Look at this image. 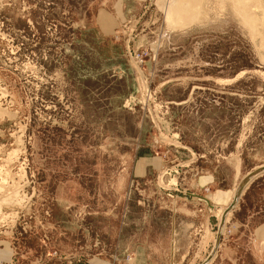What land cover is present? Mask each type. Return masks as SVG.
Returning <instances> with one entry per match:
<instances>
[{
	"label": "rangeland",
	"instance_id": "obj_1",
	"mask_svg": "<svg viewBox=\"0 0 264 264\" xmlns=\"http://www.w3.org/2000/svg\"><path fill=\"white\" fill-rule=\"evenodd\" d=\"M101 2L0 0V239L12 264L132 255L162 240L169 200L194 183L233 192L264 167V50L240 18L213 4L171 31L147 0L136 23L103 36ZM123 28L130 48L146 47L141 64ZM262 175L230 210L231 192L214 199L212 244L191 264H264V181L248 190Z\"/></svg>",
	"mask_w": 264,
	"mask_h": 264
},
{
	"label": "crops",
	"instance_id": "obj_2",
	"mask_svg": "<svg viewBox=\"0 0 264 264\" xmlns=\"http://www.w3.org/2000/svg\"><path fill=\"white\" fill-rule=\"evenodd\" d=\"M103 7L97 8L93 23L98 32L103 36H109L118 25L136 23V18L140 17L147 9V0H102ZM101 11V12H100ZM100 12V14H99ZM201 156V154H196ZM193 152L187 154L186 163H192L194 159ZM153 157H148L146 161L153 162ZM147 162V163H148ZM192 165V164H191ZM190 165V166H191ZM234 176L239 173V163L233 167ZM198 176L199 181L212 182L214 180L213 172L204 171ZM205 178V180H204ZM201 185L194 183L193 190L185 192L180 200H169L170 213L168 217V228L166 233L159 236L162 240L154 239V242L146 246H138L132 252V261L129 264H160L151 258V255L163 256L162 264H191L198 255L203 254L205 248L211 246V240L203 242L204 236L212 234L214 220H216L215 209L219 207V201L225 203L229 200L230 190L214 189L206 194L204 203L194 200L193 197H203L198 194V187ZM231 197L233 198L234 194ZM203 197V198H204ZM196 199V198H195ZM200 199V198H199ZM216 199V200H214ZM234 199V198H233ZM173 201V202H172ZM233 201V200H232ZM177 203V206L176 204ZM199 227V232L195 234ZM257 234L264 239V223L256 227ZM157 240V241H155ZM190 240H195V245L190 244ZM122 256H118L122 258ZM12 249L8 241L0 239V264H12ZM47 264H59L55 262ZM84 264H113L111 257L92 256ZM208 264H211L210 262Z\"/></svg>",
	"mask_w": 264,
	"mask_h": 264
},
{
	"label": "bare ground",
	"instance_id": "obj_3",
	"mask_svg": "<svg viewBox=\"0 0 264 264\" xmlns=\"http://www.w3.org/2000/svg\"><path fill=\"white\" fill-rule=\"evenodd\" d=\"M164 14L165 24L171 31H178L189 27L192 23L206 20L212 10L209 5L220 4L223 11L225 4L240 18L247 27L257 46L264 50V0H159ZM254 173H250L235 191L234 202L243 191L242 186ZM3 186V185H2ZM1 189V188H0ZM15 194V193H14ZM17 196V195H16ZM14 196V199L17 197ZM8 197V196H7ZM6 198V197H5ZM7 199V198H6ZM18 200V199H17ZM20 200V199H19ZM235 203V202H234ZM234 205V204H233ZM224 220V219H223ZM225 221V220H224ZM2 222V221H1ZM223 223V222H222ZM222 226V225H221ZM221 230V229H220Z\"/></svg>",
	"mask_w": 264,
	"mask_h": 264
},
{
	"label": "built area",
	"instance_id": "obj_4",
	"mask_svg": "<svg viewBox=\"0 0 264 264\" xmlns=\"http://www.w3.org/2000/svg\"><path fill=\"white\" fill-rule=\"evenodd\" d=\"M122 33L124 32L126 34V51L128 57L135 63L141 64L144 60V56L147 55L146 47L143 49H132L129 47V41L134 38L135 34L132 33V30H126V28H123ZM203 188V186H201ZM204 191H207V187L203 188ZM204 197V196H203ZM200 197H197L196 199L199 200ZM199 232V227L196 229L195 234ZM230 232V228H227L226 230L220 232V234L224 235L226 233ZM221 235V236H222ZM193 243V242H192ZM52 256L56 254V251L54 250L51 252ZM112 261L113 264H129L132 261V255L127 253L124 254L122 258L117 257L116 255H112Z\"/></svg>",
	"mask_w": 264,
	"mask_h": 264
},
{
	"label": "trees",
	"instance_id": "obj_5",
	"mask_svg": "<svg viewBox=\"0 0 264 264\" xmlns=\"http://www.w3.org/2000/svg\"><path fill=\"white\" fill-rule=\"evenodd\" d=\"M264 181V175H262V176H260V177H258V178H256V179H254L251 183H250V185H249V187H248V190H253L255 187H257L259 184H261L262 182Z\"/></svg>",
	"mask_w": 264,
	"mask_h": 264
},
{
	"label": "water",
	"instance_id": "obj_6",
	"mask_svg": "<svg viewBox=\"0 0 264 264\" xmlns=\"http://www.w3.org/2000/svg\"><path fill=\"white\" fill-rule=\"evenodd\" d=\"M263 171H264V167L259 168V170L255 171L253 175H256L257 173H259V172H263ZM235 201H236V200H235ZM235 201H234V202H235ZM234 202L230 203V205H229L228 207L225 208V212L231 209V207L233 206Z\"/></svg>",
	"mask_w": 264,
	"mask_h": 264
}]
</instances>
